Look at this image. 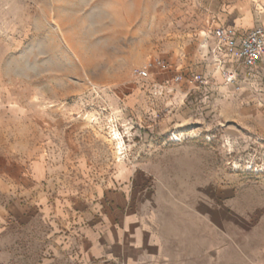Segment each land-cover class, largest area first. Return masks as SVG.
<instances>
[{"label":"rangeland","instance_id":"1","mask_svg":"<svg viewBox=\"0 0 264 264\" xmlns=\"http://www.w3.org/2000/svg\"><path fill=\"white\" fill-rule=\"evenodd\" d=\"M243 1L0 0L1 226L20 235L1 264H81L36 203L97 208L122 175L135 196L208 202L227 260L264 262V71L221 83L231 59L205 47Z\"/></svg>","mask_w":264,"mask_h":264},{"label":"crops","instance_id":"2","mask_svg":"<svg viewBox=\"0 0 264 264\" xmlns=\"http://www.w3.org/2000/svg\"><path fill=\"white\" fill-rule=\"evenodd\" d=\"M253 5L261 15L255 12L256 25L264 28V0H244L228 10L231 23H217L240 34L247 33L255 26L253 16L250 22L242 20L252 15ZM213 43L206 44L207 51L214 52ZM231 63L230 60L229 67ZM263 71L264 62L255 67L260 80ZM128 179V175L119 177L121 190L103 197L97 208L80 200L49 207L48 199L43 198L36 203L43 210L38 207L34 217L46 229V237L57 235L59 249L72 253L81 264H264L227 260L225 232L219 229L225 226L224 217L212 211L208 202L189 207L173 199L135 196L132 186L125 185ZM7 223L0 207V264L12 261L19 242L20 235L15 234L18 230L1 226Z\"/></svg>","mask_w":264,"mask_h":264},{"label":"built area","instance_id":"3","mask_svg":"<svg viewBox=\"0 0 264 264\" xmlns=\"http://www.w3.org/2000/svg\"><path fill=\"white\" fill-rule=\"evenodd\" d=\"M213 26V51L219 58L228 57L232 61V66L221 73L224 83L229 86L236 84V74L240 69L245 70L251 79H255V67L264 62V28L255 25L247 33L240 34L218 23ZM141 74L143 77L147 76L144 70ZM203 80L206 81L204 78Z\"/></svg>","mask_w":264,"mask_h":264},{"label":"bare ground","instance_id":"4","mask_svg":"<svg viewBox=\"0 0 264 264\" xmlns=\"http://www.w3.org/2000/svg\"><path fill=\"white\" fill-rule=\"evenodd\" d=\"M112 134H113L112 135L113 140L116 142L115 143L116 144V147H117L116 150L118 151L119 155H121L122 154V151L124 150L123 139H122L121 135L116 132V130Z\"/></svg>","mask_w":264,"mask_h":264}]
</instances>
